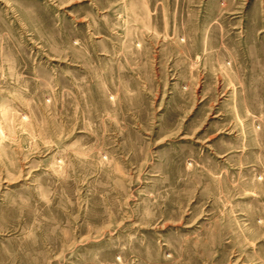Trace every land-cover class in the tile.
Here are the masks:
<instances>
[{"label": "rangeland", "instance_id": "rangeland-1", "mask_svg": "<svg viewBox=\"0 0 264 264\" xmlns=\"http://www.w3.org/2000/svg\"><path fill=\"white\" fill-rule=\"evenodd\" d=\"M0 264H264V0H0Z\"/></svg>", "mask_w": 264, "mask_h": 264}]
</instances>
